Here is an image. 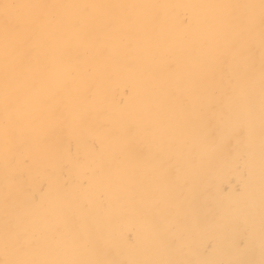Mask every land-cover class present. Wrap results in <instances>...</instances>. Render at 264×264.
<instances>
[{"label":"bare ground","instance_id":"1","mask_svg":"<svg viewBox=\"0 0 264 264\" xmlns=\"http://www.w3.org/2000/svg\"><path fill=\"white\" fill-rule=\"evenodd\" d=\"M0 264H264V0H0Z\"/></svg>","mask_w":264,"mask_h":264}]
</instances>
